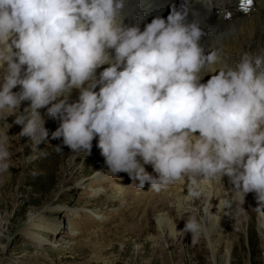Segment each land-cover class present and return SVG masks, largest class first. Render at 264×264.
Here are the masks:
<instances>
[{
  "label": "clouds",
  "instance_id": "9594fccd",
  "mask_svg": "<svg viewBox=\"0 0 264 264\" xmlns=\"http://www.w3.org/2000/svg\"><path fill=\"white\" fill-rule=\"evenodd\" d=\"M126 2L0 0V119L15 116L36 152L49 135L46 109L58 121V151L88 156L96 139L113 176L127 173L157 194L185 186L174 206L193 243L203 224L184 204L207 198L224 177L232 202L242 211L254 193L264 218V50L238 59L222 45L206 53L187 4L141 30L124 23ZM199 2L210 12L224 0ZM8 143L0 132V173L10 168Z\"/></svg>",
  "mask_w": 264,
  "mask_h": 264
},
{
  "label": "rangeland",
  "instance_id": "374dc122",
  "mask_svg": "<svg viewBox=\"0 0 264 264\" xmlns=\"http://www.w3.org/2000/svg\"><path fill=\"white\" fill-rule=\"evenodd\" d=\"M42 117L49 135L36 152L19 136L15 116L0 119L11 152L8 172L0 173V264H214L204 238L193 243L183 231L187 216H178L168 191L154 193L149 184L140 190L127 173L102 172L97 141L88 156L67 147L58 151L61 140L52 138L58 121L46 109ZM118 184L123 193L115 197ZM167 214L172 230L157 222ZM55 223L60 231L53 234L46 228ZM221 231L233 241L229 264H264L253 209L245 218L238 207ZM56 239L60 245L52 244Z\"/></svg>",
  "mask_w": 264,
  "mask_h": 264
},
{
  "label": "bare ground",
  "instance_id": "6f19581e",
  "mask_svg": "<svg viewBox=\"0 0 264 264\" xmlns=\"http://www.w3.org/2000/svg\"><path fill=\"white\" fill-rule=\"evenodd\" d=\"M173 6L179 8L177 4L166 0H127L124 10V23L130 26L138 24L140 29L143 30L144 26L147 23H150L156 16H161L166 19ZM189 9L188 21L191 22L193 19H199L201 28L206 33L200 41V44L205 48L206 53L213 45H222L230 53L233 59H238L245 51L255 56L261 50H264V1H262L261 5L257 6V10L254 12L252 11L249 16L234 18L219 26L207 24L199 9L192 10L190 7ZM231 25H234V28L230 30ZM106 67H108V65H103L98 68L97 76L99 75V72L103 71ZM210 75L211 74L205 75L201 80V83H206L207 80L210 79ZM13 91H19V86L13 89ZM78 95V90L74 89L69 96V102L77 100ZM23 104L27 105L28 102H23ZM40 112L41 115H43V109H41ZM49 119L52 120L53 118L49 117ZM96 141V139L93 140V145ZM96 152H98L97 155H99L103 160L101 167L102 172H107V166L104 162V158L100 154V150L98 149ZM148 166L150 168V172L155 175L152 167L150 165ZM123 187L124 186L119 184L116 185L114 188L116 192L113 196H121L123 193ZM232 187L233 186L229 183L228 177H224L223 184L215 186L207 198L193 201L190 204L187 202L184 204V207L187 208L190 213L194 212L202 222L203 231L200 236L206 241L211 260L214 264H229L230 261L233 241L230 237L223 236L221 223L225 220V218H230L231 214H235L236 209L240 207L238 204L232 202ZM168 192L172 196L174 204H176L177 201L182 200V197L187 194L185 186L170 188ZM249 194L246 195L245 202L242 206L244 216L246 218L248 210L253 209L257 223V231L261 239V247L264 252V218L258 216L255 210V207L257 206L256 199L250 197ZM228 203H232L230 208L225 207ZM168 216V214L160 215L157 218V222L160 228H164L165 224H168L166 226L172 230L173 226L172 223H169ZM32 219L34 218H31L30 220ZM58 225V223H55L54 227L46 229L52 231L54 234L58 231ZM59 231L57 233H59ZM32 237V240L36 243V245H38L39 241H41L40 237L37 235ZM52 244L60 245V241L56 239L52 242ZM221 248L224 249L223 256L219 255Z\"/></svg>",
  "mask_w": 264,
  "mask_h": 264
}]
</instances>
